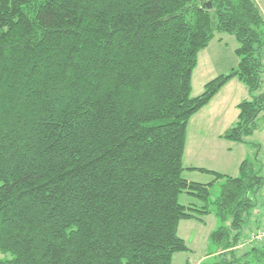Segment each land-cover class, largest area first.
<instances>
[{
  "label": "trees",
  "instance_id": "1",
  "mask_svg": "<svg viewBox=\"0 0 264 264\" xmlns=\"http://www.w3.org/2000/svg\"><path fill=\"white\" fill-rule=\"evenodd\" d=\"M214 31L238 63L192 96ZM263 50L255 0H0V264H173L189 250L180 221L212 206L218 258L199 264L264 260V243L236 252L264 185L257 155L237 176L198 168L223 179L214 200V181L183 176L189 120L229 80L251 96L221 137L247 142L264 121Z\"/></svg>",
  "mask_w": 264,
  "mask_h": 264
},
{
  "label": "crops",
  "instance_id": "2",
  "mask_svg": "<svg viewBox=\"0 0 264 264\" xmlns=\"http://www.w3.org/2000/svg\"><path fill=\"white\" fill-rule=\"evenodd\" d=\"M255 1L257 2L259 8L261 9V12L264 15V0ZM220 35L221 36L217 38L218 46L215 45L214 48L210 47L212 42L214 41L213 38L207 45V47L200 51V53H203L206 59L208 69L207 73L211 76L208 77L209 79H213L214 77L221 74H226L238 63V57L235 54L237 42H235L236 40H233L234 42H231L232 40H230L235 38H232L233 36L229 34H227V36H224V34ZM225 40L227 41L224 42ZM230 43L231 46H229ZM227 49H231V52L226 51ZM231 53H233V55ZM262 57L264 62V50ZM250 96L251 95L249 94L246 86L242 82H240L236 78L231 79L219 90V92L212 98V100L206 106L201 108L197 113H195L191 117V120L189 121H196L197 118V133L199 134L200 132L206 135L203 141H201V144H193L195 139L191 142L190 146L188 144V140L186 142L185 151L183 155V165L185 167L183 176L185 175V179L201 183H210L214 181L215 176L207 172L204 173L211 174V179L205 177L203 179L190 178L189 174H192L194 172L202 173L198 172V168H205L228 176L237 175L239 163L244 159H248L249 154L254 153V151L252 152L251 148L259 146V140L257 135L258 130L256 129L253 134L248 137L247 142H235L225 140L221 137V135L237 120L239 112L237 109V104L243 99H250ZM262 130L264 131V128ZM211 134H213L214 138L208 140ZM191 152L194 153L192 155H189L191 154ZM262 164L264 168L263 161ZM222 182L223 179H219L215 183ZM205 216L203 217L204 219ZM187 220H195L200 224H206V220ZM257 229H264V208L262 212H254L252 214L251 219L247 223V231L244 235H242V237H245L249 232H252ZM260 244L262 243H256V245ZM237 249L239 248L237 247ZM245 249L246 247L240 248V250L242 251H244ZM217 253L218 252H215V258ZM211 254L212 253L208 255H203L196 264H199V262L203 260H207V256L209 257V255ZM187 262L189 261H186V264Z\"/></svg>",
  "mask_w": 264,
  "mask_h": 264
},
{
  "label": "rangeland",
  "instance_id": "3",
  "mask_svg": "<svg viewBox=\"0 0 264 264\" xmlns=\"http://www.w3.org/2000/svg\"><path fill=\"white\" fill-rule=\"evenodd\" d=\"M213 23L215 24V18L214 17H213ZM214 34H215L214 41L212 42V44L210 46L212 48H214L215 45L218 46L217 38H219L221 36L220 34H224V36H227L226 33H220L217 31H214ZM232 38H234V37H232ZM230 40H232L231 42L235 41V39H230ZM230 40H228V41H230ZM226 41L227 40H225L224 42H226ZM222 46H225V45H222ZM229 46H231V43L229 44ZM230 50L231 49H227L226 51L229 52ZM231 54L233 55V53H231ZM207 70L208 69H207L205 56L203 55V53H200L199 57H198L197 66L195 67V69L193 70V73H192V93H191L192 96L199 95L203 91V87H204L205 83H207L209 80L212 79V78H210V79L208 78L210 76V74L207 73ZM213 73H215V72H213ZM260 92H264V79H263V83L261 85V88L257 91V93H260ZM196 121H197V118H196ZM196 121H194V120L189 121V124H188L186 142L188 140L189 146L194 139L195 140H194L193 144H199V143L201 144L202 143L201 141H203V139L206 135V134L200 133V132H199V134L197 133ZM263 128H264V121L262 119V116L260 115L257 119V130H258L257 135H258V140H259L258 141L259 146L251 148L252 152L254 151V153L249 154L248 159H253L255 157V154H256L258 159H260L264 163V131L262 130ZM213 138H214L213 134H211L209 136L208 140H211ZM193 153L194 152H191V154H189V155H192ZM238 167H239V165H238ZM198 172H202V171H198ZM237 175H238V173H237ZM262 175L264 177V168L262 170ZM189 176H190V178H197V179H203L204 177L210 178V179L212 178L211 174H207L204 172H202V173L194 172L192 174H189ZM220 189H221V183H215L212 185V187L210 189V193H211L210 196H211L212 200L216 199L219 196ZM179 202L185 206H188V205H191V206L195 205L197 207L203 206L201 201H199L196 197H194L188 193H182L179 196ZM212 208H213L212 212L205 216V219H204V220H206L205 225L200 224L199 222H197L195 220H190V221L189 220H181L180 221L179 227H178V235L182 239H184L189 250L175 253V255L173 257V264H186V261H189L191 264H196L203 255H208L210 253H212V254L209 255V257L207 256V261H213L214 259L218 258V257L215 258V252H217L218 247H217V244H215L212 241L210 234L214 230H216L222 223L216 217V215L214 213V206H212ZM263 208H264V185L259 190V192H257V194H256V207H255L253 213L254 212L259 213L260 211L262 212ZM226 224H228V222ZM260 230H264V229H260ZM246 231H247V224L244 226V228L242 230V233H243L242 235H244L246 233ZM255 231H258V229L254 230L252 232H249L245 237L241 238L240 242L237 245V247L239 249H236V250H238V251H236L238 255L242 254L243 252H246V250H248L251 246L256 245V243H262V244L264 243V240L261 242H254V243H250V244L246 243L247 237ZM244 247H246V249L244 251L240 250V248H244ZM6 255L9 256V254H6ZM0 257H4V255L0 253ZM251 258H252V256L250 257V259ZM260 258H261L260 262L252 260L248 264H264V260L262 259V257H260Z\"/></svg>",
  "mask_w": 264,
  "mask_h": 264
},
{
  "label": "built area",
  "instance_id": "4",
  "mask_svg": "<svg viewBox=\"0 0 264 264\" xmlns=\"http://www.w3.org/2000/svg\"><path fill=\"white\" fill-rule=\"evenodd\" d=\"M246 243H254V242H261L264 240V230H258L253 233H251L247 239Z\"/></svg>",
  "mask_w": 264,
  "mask_h": 264
},
{
  "label": "water",
  "instance_id": "5",
  "mask_svg": "<svg viewBox=\"0 0 264 264\" xmlns=\"http://www.w3.org/2000/svg\"><path fill=\"white\" fill-rule=\"evenodd\" d=\"M207 6H208V8H211V4L210 3H208Z\"/></svg>",
  "mask_w": 264,
  "mask_h": 264
}]
</instances>
